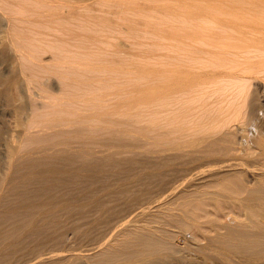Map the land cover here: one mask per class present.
Instances as JSON below:
<instances>
[{"label": "bare ground", "instance_id": "bare-ground-1", "mask_svg": "<svg viewBox=\"0 0 264 264\" xmlns=\"http://www.w3.org/2000/svg\"><path fill=\"white\" fill-rule=\"evenodd\" d=\"M150 8L158 13L146 17L145 11ZM186 19L191 22H187ZM203 20L206 22H201ZM209 24L214 26L213 29L218 27L220 31V27L224 29L223 26H228L234 32L244 33L253 42L244 44L240 53L238 49L240 46L230 44L231 41L228 44L227 41L232 39L230 33L227 39V35L218 30L220 34V37H217L218 42L212 41L209 34L210 37L216 38V36L211 35ZM121 28L122 30L127 28L128 32L130 30L129 35L135 34L134 36L141 35L143 32L150 33L154 36L152 44L156 48L166 46L171 41L178 43L183 41L184 43L179 45H186L184 48L190 49L186 53L187 57L190 56L189 53L196 51L208 53L209 65L226 70V72L223 70L226 74L224 78H227V82L225 79L224 83L230 82L231 86L224 84V89L226 87L228 89H226L227 92L233 87L232 78L240 82L238 85V90L241 89L240 95L239 92L237 94L241 97L239 101L242 100V104L248 103L245 98L248 99L249 95H253L248 94L249 91H247L251 80L258 78V81H262L259 78H264V0H0V221L13 224L22 222L24 226L21 232L18 230L16 238H10L12 240L9 242L7 239V241L1 240L0 264H16L17 262L13 263L18 256V254L14 256V253L18 252L15 250L16 242L24 240V236L30 239H33L35 235L42 236L44 232L42 229L52 225L47 222L46 217L50 214L52 216L55 208L60 206L56 207L48 202L50 198L46 200L44 198L51 197L54 191H52L54 185L50 184L53 180H50L51 177H48L51 182L47 183L49 182L48 173L59 172L60 174L65 171V175H68L67 171L69 175L76 177L88 171L92 172L94 169L98 172L101 169L103 171L104 167H108L107 165L117 170L123 156L120 160L117 159L118 165L117 161L115 162V154L118 152L120 155L123 149H127L129 154L124 152L125 154L121 155L144 161L139 171L132 169L127 173L128 170H124L127 174L124 176L143 180L147 178L146 180L149 179V181L152 179L157 184V191L155 189L154 194L152 192L143 198L145 201L143 200L140 205L137 204L138 206H128V202L122 200V204L123 202L126 203L125 206L128 204L125 209H123L124 205L123 208L120 205L122 210H117L119 203L113 204L119 197H114L117 200L112 198L114 202L110 199L113 203L109 200L111 204H108L118 208L113 213L114 217L107 219V222L103 223L104 226H98L97 236L92 235L97 238L94 240L95 243L97 241L96 244L92 242L93 240L85 241L84 239V243L89 241L94 244L91 246L86 243L91 248L86 246L88 249L80 250L81 247H77L80 251H76L74 248L76 246L72 245L74 247L69 246L71 251L66 248V252L64 250L65 253H62L63 251L60 252L58 249V252L54 254L55 245L54 247L52 245L53 254L47 251L49 252L47 255L48 253L44 251L41 254H46L45 257H42L40 253L41 257H39L36 253L34 256L37 255L38 258L35 261L36 256H31L33 258L29 257L30 259L28 256V259L23 256L27 259L25 264H192L193 262V264H264V121L259 120L261 122L258 123L259 127L257 124L255 126L251 120V114H248L251 117H247L248 119L243 116L246 113H242V108L244 110L246 108L244 105L242 107L241 103L239 108L236 107L239 110L235 113L229 111L232 116L228 117L227 110L226 114L223 111V105L209 107L216 104L213 101L215 98H212L215 104L208 98L211 102L210 104L208 101L209 108H201L200 105L199 110L192 109V101L196 102L197 97L189 96L187 93L196 91L198 88H209L210 86L207 85L215 78V76L212 77L215 69H211V66L201 61L198 62V57L194 55L191 56L196 58L197 65L192 62V67L169 66L170 64L167 66V63L163 62L166 65L164 67L163 63L158 61L159 64H156L162 63L160 65L162 67L144 66L142 68L145 80L136 79L137 82L126 87L125 78L122 80L120 78L121 83L119 80L118 82L121 86L125 84L124 88L118 83V85L114 84L115 81H113L111 90L114 91L117 85L120 90L126 89L129 93L126 94L125 90H121L124 95L122 97L119 90L122 98H117L119 93L117 89L115 90L117 94L114 93L115 91L110 93L111 90L106 91L110 94L105 91L99 92L102 86L99 84L101 82L97 81L110 82V80L101 79L103 76L112 79L108 76L110 73H115L113 78L119 73L128 74L129 69L123 67L124 64L137 65L134 62L136 59L148 58L144 50L134 53V55L137 54L134 56L136 58H132L133 51H131L129 53L132 62L127 63L131 59L127 60L130 56L127 57V52L125 54L124 51L131 49H126V43L125 45L124 41L121 43L120 38L119 42L109 44V46L114 45L115 51L105 50L108 47L105 48L103 43H100L104 41L103 36L100 35L102 30L117 33L119 32L117 30ZM230 28L226 27L231 31ZM197 39L199 41H196ZM98 44L103 48H99ZM113 47L109 50H114ZM237 53L241 55H236ZM235 56L237 59L243 56L244 59L240 57L241 61L244 60L243 63L237 62ZM190 58L183 60L188 62ZM125 59L126 62H124ZM109 61H118L120 65H117L118 62L113 66L106 65ZM227 61L229 68H225ZM97 62L100 63L98 66ZM102 63L105 65L99 66ZM237 63L241 64L240 70L236 69ZM195 65L196 67H193ZM155 71H158V74L153 75ZM229 77L230 80H228ZM212 84L215 86V83ZM91 87H98V92L90 90ZM201 89L198 91L203 94ZM206 89L203 91L206 92ZM210 89L212 90V86ZM211 90L204 95L200 92L199 94L205 98L208 94L210 97L209 93L213 95L216 92L215 89H213L214 93ZM255 94L254 102L259 96V93ZM182 96H186L184 98L187 100L184 105L185 111L181 105L184 104ZM251 100L253 99L250 98ZM239 101H236L237 106ZM186 103L191 107L187 108ZM232 104L234 107L233 102ZM180 106L182 108L179 111L177 109ZM257 107L260 108V105ZM151 110L155 111V114L164 111L166 116L163 112L161 115L159 112L158 115L151 116L152 113L154 114ZM171 112L174 114L171 115ZM167 114L171 116L170 119ZM202 118L208 121H205L207 125L200 124ZM234 120L244 123L239 129L241 130L239 142L242 147L236 145V148L242 150L239 149L238 153L243 154L242 158L234 155L238 150L234 146V131L236 132L238 127L236 126L237 130H231V127L237 123V121L234 123ZM231 121L234 124H230ZM229 124L233 126L230 127ZM119 155L116 154L117 158ZM211 156L212 158L215 156L216 161L221 158L222 164H212L209 168H202L204 170L199 169L200 166H195L198 164L196 161L202 162L209 159L211 162ZM132 161L134 162V160L130 162ZM192 164L193 169L186 168ZM111 168L110 172H114ZM124 168L126 169V166ZM232 170L239 173H235L236 171L235 174L227 173ZM204 172L207 173L204 174ZM168 174H174V176L177 174L179 177L171 179ZM75 177H71L72 180L76 179ZM40 178L47 182L45 184L43 182L41 192L36 191V194L39 193L37 195H41L50 206L46 208L41 206V209L30 211V205H28V211L21 210L24 204L21 206L16 203V198L13 201L11 193L13 190L18 191L23 185L27 187L30 184L28 188H34L32 186L36 185L33 184L38 185ZM117 178L118 176L115 180ZM98 179L102 180L100 176ZM82 182L84 183V180ZM104 182L101 181L103 185H105ZM210 183L213 186H209ZM205 184L208 186L205 187ZM182 185L185 187L182 188ZM152 187H155L154 184ZM35 188L37 190V186ZM31 191L30 194H32ZM103 192L105 194V191ZM60 193L57 196L62 199L60 195L63 194ZM54 199L57 200L56 196ZM28 200L29 198L26 201ZM65 200V198L62 199V202ZM124 200H128V197ZM34 202H32L33 205ZM62 202L57 201L55 204ZM63 203L64 205L61 204V206H64L65 210L73 207L70 202ZM136 203L137 201L135 205ZM113 205L110 208H113ZM108 212L112 215L110 211ZM37 219H41L42 222L38 224ZM46 222L50 226H43ZM76 224L72 223L73 226H78V223ZM14 227L17 228V225ZM72 229L70 228L71 231ZM74 231L75 229L72 232L76 234ZM48 232L50 231L45 233L48 234ZM55 232L57 233V229ZM87 233L82 231L84 237ZM72 236L74 238V234ZM81 237L80 239L84 238ZM63 241L62 243L66 245V241ZM81 241L83 242V239ZM60 244L58 248L64 249ZM18 250L21 249L18 248Z\"/></svg>", "mask_w": 264, "mask_h": 264}, {"label": "rangeland", "instance_id": "rangeland-1", "mask_svg": "<svg viewBox=\"0 0 264 264\" xmlns=\"http://www.w3.org/2000/svg\"><path fill=\"white\" fill-rule=\"evenodd\" d=\"M158 13V11H155L153 8H150V9H146V11H145V14H146V17H149V16H151L152 14H157ZM182 19H184V18H182ZM181 19V20H182ZM185 20V19H184ZM187 20V19H186ZM202 20V19H201ZM187 22H191V21H189V20H187ZM201 22H206V21H201ZM202 24H204V23H202ZM209 25H211V24H209ZM213 27L214 26H210V29H209V31L211 32V35H215L216 36V38H214V37H210V34H209V38L212 40V41H217L218 42V40L219 39H217V37H220V34L218 33L220 30H219V28L217 27V28H215V29H213ZM227 28H230V27H228V26H226ZM226 27L225 26H223V28L224 29H226ZM213 30H212V29ZM220 29H221V31L222 32H224L226 35H227V39L229 38V36L228 35H230L231 34V38L232 39H230V40H228L227 42H228V44H229V42H230V44L232 43V44H234V45H237V47H239L240 46V48H238V49H240V53H242L241 52V49L244 47V44L246 45V44H249V43H252L253 42V40L251 39V38H249L247 35H245L244 33H240V32H238V31H236V32H234V30L232 29V28H230L231 29V31L229 30V29H226V31H227V33H226V31H224V29H222L221 27H220ZM121 30V31H120ZM212 30V31H211ZM219 30V31H218ZM228 30L230 31V32H228ZM106 32H104L103 30H102V34H100L101 35V37L102 38H104V41L102 40L100 43H103V46L106 48V47H108V49H105V50H108V51H115L116 50V48L115 47H113V46H109V44H115L114 42H121L122 43V41H124V45H125V43H126V45L128 46H126L125 45V47H126V49L127 48H129V49H131V50H127V51H124L125 52V54H126V52H127V57L128 56H130V53H131V51H133V53H131V54H133L132 55V58H136V57H134V56H136V55H134V53H139L140 52V50L142 51V50H144V52H145V54L148 56V58H146L145 60L144 59H136L134 62H135V64H137V65H129V66H131L130 68H129V66H126L125 64H124V66L123 67H126L127 69H129L128 70V74H124V73H122L123 75H121V73H119V75L117 76L116 75V77H114L113 78V74H114V76H115V73H110L111 74V76H110V74L108 75L109 77H111L112 79H110V78H108L107 79V77L105 78V76H100V77H102L101 79H106V81L107 80H110V82H103V81H97V82H101V83H99V84H101V86H99V88L101 87V89L103 88V90H101V89H99L98 87H91V89L90 90H94V91H97L98 89L100 90L99 92H103V91H107V90H111L113 87H112V84H113V81H115L114 82V84L116 83H118L119 84V82H118V80L121 78V80L122 79H124V81H122V82H124L125 84H126V87H129V86H131V84L132 83H135V81L137 82V80L136 79H138V80H140V79H142L145 75H143L142 73H143V71H142V68L144 67V66H149L150 68H152V67H162V66H168L169 64V66H176V65H180L181 67H183V68H187V67H189V66H191V63L192 64H196L197 65V60H198V62L199 61H201L203 64H207V65H209L208 63H207V61H208V57L207 56H209V54L208 53H206V52H201V51H196V52H191V53H189L190 54V56L191 55H194V56H197L198 58H197V60H196V58L194 57V56H191V58H190V56L188 55V57L190 58V60H188V62H187V60H183V59H185V58H187V59H189L188 57H187V55H186V53H188L189 51H190V49L189 48H184L186 45H182L184 42L182 41V42H180L179 41V43H182L181 44V46L184 48V49H182V47L179 45V43L178 42H176V41H171V43H169V44H167L166 46H167V48H165L166 46L165 45H163V46H160V48H156V47H154L153 46V44H152V42H153V39H154V36H152L150 33H147V32H143V33H141V35H137L136 34V36H134L135 34H132V35H129L130 33V30H129V32H128V30H127V28H123V30H122V28L121 29H119V30H117V31H119V32H117V33H112V32H107V30H105ZM218 31V32H217ZM220 31V33H222ZM99 32V31H98ZM97 32V33H98ZM116 32V31H115ZM209 33V32H208ZM212 33H215V34H212ZM230 33V34H229ZM235 33H237V34H235ZM98 34V35H99ZM216 34H219L218 36L216 35ZM235 35V36H234ZM130 36V37H129ZM133 36V37H132ZM233 36V37H232ZM246 38H245V37ZM237 37V38H236ZM119 38H120V40H119ZM122 38H124V40L122 39ZM207 38V37H206ZM236 38V39H235ZM249 38V39H248ZM122 39V40H121ZM200 39V38H199ZM244 39H246V40H244ZM119 40V41H118ZM247 40H249V41H247ZM196 41H199L198 39L196 40ZM195 41V42H196ZM163 42V41H162ZM166 42H169V41H166ZM249 42V43H248ZM241 43V44H240ZM108 44V46H106ZM239 44V45H238ZM98 45H100V44H98ZM197 45V44H196ZM103 46H98L99 48H103ZM98 47H97V51H98ZM111 47H113L112 49H114V50H109V49H111ZM125 47L124 48H122V51H123V49H125ZM180 48L182 49V50H180ZM134 49V50H133ZM186 49H188V50H186ZM237 49V50H238ZM184 51H186V52H184ZM188 51V52H187ZM239 51V50H238ZM130 52V53H129ZM237 52V51H236ZM205 54H206V57L204 58V56H205ZM208 54V55H207ZM199 55V56H198ZM236 55H241V54H239V53H237ZM236 57V56H235ZM240 57H241V59H244L243 58V56H239V58L238 59H240ZM181 58V59H180ZM129 59H131V56H130V58H127V60H129ZM200 59V60H199ZM237 59V57H236V60H237V62H239V63H243V61L244 60H242L241 61V59H240V61ZM101 60H99V62H100ZM140 61H143V62H140ZM158 61L160 62H166L167 64L165 65L164 63H163V65L162 66H160L162 63H160V65H158L159 63H158ZM177 61V62H176ZM103 62V61H102ZM105 62V61H104ZM118 61H113V62H110L109 61V63L108 64H106V65H110V64H112L111 66H113V65H116V63H117ZM124 62H126V59H125V61ZM131 62H132V59L129 61V62H127V63H130L131 64ZM190 62V63H189ZM201 62L199 63V64H201ZM101 63V62H100ZM100 63H98L97 62V66H98V64H100ZM142 63H144V64H142ZM156 63H158V64H156ZM189 63V64H188ZM103 64L105 65V63H102V65H99V66H103ZM117 65H120V63L118 62V64ZM189 65V66H188ZM196 65L195 66H193V67H196ZM207 65H203V66H207ZM228 65H229V63H228V61H227V63H226V67L225 68H229L228 67ZM198 66H200V65H198ZM211 65H209V67H210ZM192 67V66H191ZM208 67V68H209ZM215 66H211L210 68L212 69H215V74L212 76L213 78H214V76H215V80L213 81V80H211V82L212 83H215V86L211 83H209L207 86H210L209 88H203V89H201V88H198L196 91L194 90V91H192V92H190L189 94L187 93V95H189V96H194L195 98L197 97V100H198V102H197V100H196V102H197V104H196V102L195 101H192V109H194V110H199V108H200V105H201V108L202 107H207V108H209V107H218V106H221L222 107V105H223V108H224V112H225V114H226V110H227V114H228V117L229 116H232V113H230V112H232L233 111V113H235V111H237V110H239L238 108H239V105H240V103L242 104V100H240L239 101V99H241V97L239 96L240 95V90H238V85H240V82L239 81H237V79H234L233 80V78L231 79L230 77L228 78V80H232V81H234L233 83L234 84H232V88H229V87H231L230 86V82H228V83H224L225 81V79H226V82H227V78H224L225 76H226V74H225V72H226V70L224 69V68H214ZM209 68V69H210ZM240 68H242L241 67V64L239 65L238 63H237V65H236V69L238 70H240ZM223 70L225 71V72H223ZM229 70V69H228ZM224 73V74H223ZM116 74H118V73H116ZM153 75L154 74H158V71H155L154 73H152ZM217 76V77H216ZM228 77V76H227ZM235 78V77H234ZM127 79V80H126ZM144 80H145V78H143ZM142 79V80H143ZM260 80L262 79V81H258V78L257 79H252L251 80V83H250V85H249V87H248V90L247 91H249L248 92V94L250 93H252L253 95H249L248 96V99H246L245 98V100H247L248 101V103H246L245 101V103L244 104H242V107H243V105H244V107L246 108L245 110H246V112H245V110H244V108H242L243 109V111H242V113L243 114H245V115H243L244 117L246 116V118L247 117H249L248 116V114H251V117H249V118H251V120H253L252 122L254 123V125L255 126H257L258 125V123L260 124L262 121H264V119H262V118H264V114H262V113H264V109H262V108H264V96H262V94H264V93H262V92H264V78H259ZM97 80H99V77H97ZM121 80H119L120 81V83H121ZM132 80H134L133 82H132ZM141 80V81H142ZM256 80H257V83H256ZM105 81V80H104ZM112 81V82H111ZM231 81V82H232ZM144 82V81H143ZM104 85H103V84ZM98 84V85H99ZM117 84V85H118ZM124 84V85H125ZM224 84L226 85V86H229L228 88H229V91L227 92L226 91V89H227V87H226V89H224L225 88V86H224ZM97 85V86H98ZM117 85H115L116 86V88H114L115 90L117 89V91H119L120 90V88L119 87H117ZM120 86H121V84H119ZM123 84H122V88H124L125 86H124ZM114 86V85H113ZM124 86V87H123ZM206 86V87H207ZM211 86H212V90L210 89L211 88ZM213 86L215 87V88H213ZM205 87V86H204ZM98 88V89H97ZM119 88V89H118ZM121 88V90L123 91V90H125V93L127 94L128 92H126V89H122ZM218 90H217V89ZM261 88V89H260ZM201 89V91L203 92V94L200 92V91H198V90H200ZM204 89H206V92L208 93V91L209 90H211L212 92L213 91H215L216 90V92L213 94V95H210V93H209V96L211 97H208V94H206V98H205V96H202V95H204L206 92H204L203 90ZM209 89V90H208ZM213 89H215V90H213ZM114 90V91H115ZM120 90V91H121ZM228 90V89H227ZM251 90V91H250ZM256 90V91H255ZM262 92H261V91ZM113 90H111L110 91V93H113L112 92ZM117 91H115L114 93H116ZM120 91H119V93H118V95H117V98L119 97H121L120 96V94L122 93V97H124V95H123V92L121 91V93H120ZM198 91V92H197ZM98 92V91H97ZM108 92V91H107ZM106 92V93H107ZM196 92V93H195ZM199 92L202 94H199ZM210 92V91H209ZM237 92H239V95L237 94ZM253 92H257V94L259 93V96H258V99H256V102H254V97H255V93H253ZM110 93H107V94H110ZM116 93V94H117ZM124 93V94H125ZM132 93V92H131ZM130 93V94H131ZM216 93H217V95H216ZM218 93H219V96H218ZM116 94H114L115 96H116ZM129 94V93H128ZM191 94V95H190ZM228 94H230V96L228 95ZM235 94H237V95H235ZM255 94V95H254ZM110 96V95H109ZM218 96V97H217ZM227 96V97H226ZM239 98H238V97ZM256 96V97H257ZM112 97V96H111ZM121 97V98H122ZM184 97H186V96H182V101L184 102V104H181L182 105V107H184L183 109H184V111H185V101L187 102V100H186V98H184ZM237 97V98H236ZM247 97V96H246ZM116 98V97H115ZM212 101L214 98H215V100H213V101H215V105H211V106H209L210 104H211V102H210V100ZM213 98V99H212ZM216 98H218L217 99V102H218V104H217V102H216ZM227 98V99H226ZM250 98H252L253 100H251L252 101V103H250L251 101H250ZM260 98V99H259ZM226 100H227V103H226ZM235 100V101H234ZM239 101V104H238V102H237V104H238V106L236 105V101ZM208 101L210 102V104L208 103ZM230 101H232L233 103H234V107H232L233 106V104H232V102H230ZM250 101V102H249ZM258 101V102H257ZM261 101V102H260ZM212 103V104H213ZM209 104V105H208ZM248 104H253L252 106L251 105H248ZM257 104H259L260 105V108L259 107H257V106H259V105H257ZM186 105L188 106V104L186 103ZM196 105H197V107H196ZM247 107H246V106ZM209 106V107H208ZM241 106V105H240ZM262 106V107H261ZM181 106L180 107H178V109L177 110H181V108H182ZM191 106H188L187 108H190ZM232 107V108H231ZM236 107H238L237 109H236ZM180 108V109H179ZM196 108H198V109H196ZM252 109V110H251ZM258 109V110H257ZM153 110H157V109H153ZM251 110V111H250ZM260 110V111H259ZM230 111V112H229ZM249 111V112H248ZM150 112V111H149ZM151 112H154V114H155V111H152L151 110ZM150 112V113H151ZM160 112V111H159ZM159 112H156L157 114H151V116H156V115H158L159 114ZM161 112H163L164 113V111H161ZM161 112H160V115H161ZM229 112V113H228ZM251 112V113H250ZM259 112V113H258ZM150 113H149V115H150ZM172 113V112H171ZM166 113H164V115H165ZM174 113H172L171 115H173ZM210 114V113H209ZM208 114V115H209ZM163 116V115H162ZM166 116V115H165ZM167 116L169 117L168 119H170V115L169 114H167ZM164 117V116H163ZM205 117V116H204ZM245 118V119H246ZM261 118V119H260ZM244 119V120H245ZM248 119V118H247ZM202 120V123H200L202 126H204V123L207 125L208 123H206V122H208V121H206V119H204V118H202L201 119ZM259 120L261 121V122H259ZM170 121V120H169ZM169 121H168V123H169ZM206 121V122H205ZM217 121V120H216ZM215 121V122H216ZM237 121V120H236ZM235 120L233 121L234 123L236 122ZM170 122H172V121H170ZM201 122V121H200ZM213 122V121H212ZM211 122V123H212ZM214 122V123H215ZM232 121L230 122V124L232 123V124H234ZM256 122V123H255ZM229 124V126L231 127V126H233V125H230ZM242 124H244V123H242V122H240V121H237V123H235L234 124V126L233 127H231L230 129L232 130V131H234V129H236L237 127V131L239 132L238 134H237V131L235 132L234 131V134H235V137H234V146H235V149L237 150L238 148H236V145L238 144V146L241 148L242 147V145H241V142H239L240 141V137H241V130L239 131V129L240 128H242L243 127V125ZM257 124V125H256ZM205 125V126H206ZM237 126V127H236ZM235 127V128H234ZM258 127H259V125H258ZM237 135H239V137L237 136ZM235 142H236V144H235ZM239 143H240V145H239ZM239 148V149H240ZM239 149L236 151V150H234V152H235V156H237V157H239V158H242L243 157V154L240 152V154H238L239 153ZM240 151H242L241 149H240ZM120 152V151H119ZM124 152H128L127 154H129V151H127V149H123V152H121V154L123 153V154H125ZM117 155H119V153L117 152L116 153ZM116 154H115V158H116V160H115V162L119 165V163H120V165H119V167H118V169L117 170H113V168H111V167H109V165H107L108 167H104L103 168V171H102V169L101 170H99V172L97 171V169H94V171H92V172H90V171H88V172H85V174L82 176H79V175H77L78 176V178H77V176L75 177V176H72V175H69V172H67L66 171V173H68V175L66 174L65 175V171H63V173L61 172L60 174L61 175H64V176H61L60 174H59V172L58 173H52L53 174V177H52V174H51V176H50V174L48 173V175L49 176H47V178L49 177H51L50 178V180H52V183H50L51 181H49V178H48V181L49 182H47L46 180H42V178H40L39 180H38V185L36 184V183H34L33 185H36L37 186V190H36V186H32V187H34V188H32V189H30V188H28V187H30L31 185L29 184V186L27 185V187L25 186V185H23V186H21L19 189H18V191H20V192H18L17 190L16 191H14L13 190V192L11 193V198H13L12 200L13 201H15L16 199L18 200L19 198V200L21 201H15L16 203H18L19 205H21L22 206V204H24V206H22V209L21 210H23V211H28L29 209H30V211H33V209L34 210H37V209H41L42 207H48V206H50V204L52 203V205L54 204L56 207L59 205L60 207H58V208H55V210H54V212H53V214H52V216H51V214H50V216L49 217H46V219L48 220H46L48 223H50V224H52L51 226H50V224L49 225H47L48 223L46 222V224H44L43 226H50V227H43V228H45V229H42V231H44V232H42V236H41V234L38 236H33V239H34V241H33V239H30V237H26V236H24V240H22V238H21V240L23 241H17L16 242V251H18L17 253L15 252L14 254V256H16V254H18V256H16V261H15V259H14V261L15 262H13V263H16V264H25L26 263V260L29 258V257H31V256H33V257H35V259H34V261L36 260V258H38V256L37 255H39V253L41 254V253H43L44 251H45V253H48L47 255H49V252L51 253V254H53L54 252V254H56V252H58L57 250L59 249L60 250V252L61 251H63L62 253H65L66 252V248L68 249V250H72V249H70L69 248V246L71 247L72 245H74V246H76V247H74V246H72V247H74L75 248V250L77 251V250H79V248H77V247H81V249L80 250H82L83 248V250H86V246H88L89 244L92 246V244L94 243V244H96L97 243V241H96V243H95V239H97V238H94L93 236H97L96 234H97V231H99V227H101V226H104V224H105V222H107V219L108 220H110L112 217H114V212L116 211L115 209H117L118 208V206H119V208L117 209V210H122L121 208H123L124 206H125V204L128 202V206H138V205H140L141 204V202H143V198H146L147 196H149L150 194H152V192H153V194H154V190L156 189V191H157V184H156V182L155 181H153L152 179H150V181H152V183L149 181V179L148 180H146L147 178H144V180L142 179V178H139V179H132L131 177H125L127 174H126V172L124 171V170H128L127 171V173H129L132 169H133V171L134 170H137V171H139L141 168H142V165L144 164V161L142 162L141 160L140 161H138L137 160V158H132V159H130L129 158V156H125V155H119L118 157L119 158H117V156H116ZM238 154V155H237ZM130 155H131V153H130ZM240 155V156H239ZM121 156H123V157H121ZM120 157L121 158H123V160L120 162L119 160H120ZM130 157H132V155L130 156ZM214 158H215V156H214ZM214 158H212V156L210 157V159H211V162H210V160L209 159H207L208 160V162H207V160H203L202 162L201 161H196L198 164H196V162H195V166L196 167H198V166H200L199 167V169L201 168V170H204V169H202V168H204V167H208L209 168V166H211L212 164H215V165H217L216 163H221L222 164V162H221V158H218L217 160L218 161H216V158L214 159ZM117 159H119V160H117ZM131 161V160H134V162L132 161V162H130L129 160ZM136 159V160H135ZM213 160V161H212ZM118 161H119V163H118ZM215 161V162H214ZM128 162V163H127ZM138 164H137V163ZM141 162V164H139ZM201 162V163H200ZM207 162V163H206ZM214 162V163H213ZM122 163H123V165H122ZM134 164V166H132V164ZM206 163V164H205ZM116 164V165H117ZM117 165V166H118ZM128 165V166H127ZM139 166V167H137V166ZM205 165V166H204ZM126 166V169L124 168ZM120 167H121V169H123V171L120 169ZM137 167V168H136ZM189 167H192V169H193V164L191 165V166H187L186 168H189ZM111 168V171L113 170L114 172H110V169ZM135 168V169H134ZM139 168V169H138ZM189 169H191V168H189ZM188 169V170H189ZM121 170V171H120ZM197 170H198V168H197ZM205 170H206V168H205ZM105 171V172H104ZM116 171H117V174H116ZM120 171V172H119ZM236 171V170H235ZM233 171L232 170V172L231 171H229V172H227V173H233V174H235V173H239L238 171ZM94 172V173H93ZM119 172V173H118ZM208 172V171H207ZM207 172H204V174L205 173H207ZM235 172V173H234ZM87 173V174H86ZM89 173V174H88ZM91 173V174H90ZM101 173V174H100ZM107 173V174H106ZM58 174H59V176H58ZM106 174V175H105ZM110 174V175H109ZM111 174H113V175H111ZM114 174H115V177H114ZM177 174H179V173H177ZM175 175L174 176V174H168V176H170V178L171 179H174L176 176H177V178L179 177L178 175ZM47 175V174H46ZM98 175V176H97ZM122 175V176H121ZM125 175V176H124ZM173 175V176H172ZM91 176H92V178H91ZM99 176H100V179H102L101 181L102 182H104V184L106 185H103V183H101V181H99ZM107 176V177H106ZM110 176V177H109ZM118 176V180L116 179L115 180V178ZM71 177H75L76 179H73L72 180V178ZM83 177V178H82ZM101 177H103V178H101ZM166 177H167V175H166ZM45 178H46V176H45ZM70 180H68V179ZM80 178V179H79ZM122 178V179H121ZM124 178V179H123ZM126 178V179H125ZM176 178V179H177ZM58 179V180H57ZM63 179V180H62ZM67 179V180H66ZM81 179H82V181L84 180V183L81 181ZM95 179H97L96 180V182L94 181ZM105 179H107V181L105 180ZM112 179V180H111ZM55 180V181H54ZM104 180V181H103ZM113 180H115V181H113ZM54 181V182H53ZM72 181V182H71ZM91 181H93V182H95V185L93 186L92 184H94L93 182L91 183ZM113 181V182H112ZM120 181V182H119ZM147 181V182H146ZM35 182H37V181H35ZM43 182H44V184L47 182V183H50V184H53L54 186H52L53 188H52V191H53V194L52 195H50L51 197H49V196H45L44 198H45V200L47 199V198H50L49 200H51V202L48 200V202L50 203V204H48L45 200H43V197L41 196V195H39V196H41V197H39L37 194H39L40 192H41V190H42V186L44 185L43 184ZM62 182V183H61ZM76 182V183H75ZM106 182H108V183H106ZM113 184H112V183ZM129 182V183H128ZM146 182V183H145ZM148 182H150V183H148ZM59 183V184H58ZM73 183V184H72ZM76 186H75V185ZM82 184V185H81ZM89 184V185H88ZM98 184V186H96ZM100 184H102V185H100ZM109 184V185H108ZM115 184V185H114ZM129 184V185H128ZM134 184V185H133ZM152 184H154V188L152 187ZM40 185H41V187H40ZM84 185H87V186H84ZM101 187H100V186ZM118 185V186H117ZM131 185V186H130ZM141 185V186H140ZM143 185V186H142ZM145 185H146V189H145ZM185 186H186V184H184ZM184 185H182L181 187L183 188V186ZM206 185L207 184H205V187H206ZM212 185V183H210V185L209 186H211ZM215 185V184H214ZM60 186V187H59ZM89 186V187H88ZM103 186V187H102ZM120 186V187H119ZM122 186V187H121ZM184 186V187H185ZM208 186V185H207ZM213 186V185H212ZM22 187H23V189H22ZM38 187H40V188H38ZM58 187V188H57ZM67 187V188H66ZM85 187V188H84ZM105 187V188H104ZM118 187V188H117ZM132 187V188H131ZM133 187H135L134 189H133ZM60 188V189H59ZM79 188H81V189H79ZM89 188V189H88ZM92 190H91V189ZM99 188V189H98ZM103 188V189H102ZM111 188V189H110ZM151 188H152V190H151ZM31 191V190H33V191H31V193L32 194H30L29 192V190ZM114 189V190H113ZM25 190H27V191H25ZM64 190V191H63ZM100 190V191H99ZM105 191V194H104V192L103 191ZM23 191V192H22ZM36 191L38 192L39 191V193H37L36 194ZM55 191H57L56 193H55ZM59 191V192H58ZM70 193H68V192ZM91 191V192H90ZM128 192V194H127V192ZM130 191V192H129ZM135 191H137V192H135ZM15 192V193H14ZM35 192V193H34ZM61 192V193H60ZM80 192V193H79ZM82 192V193H81ZM95 192V193H94ZM134 192H135V194H134ZM27 193V194H26ZM29 193V194H28ZM34 193V194H33ZM55 193V194H54ZM59 193L60 194H63L62 196L60 195V197L62 198V199H66V200H68L69 202H70V204H72V206L73 207H71V209L69 208V210H68V208H66L67 210H65L63 207L64 206H61V204L62 205H64V203L63 202H65V203H69L68 201H63L62 202V199H60V198H58V196H59ZM64 193H67L66 195H64ZM87 193H89L88 195H87ZM110 193V194H109ZM119 193V194H118ZM123 195H122V194ZM141 193V194H140ZM36 194V195H35ZM76 194V195H75ZM103 194V195H102ZM121 194V196H119ZM124 194H126V195H124ZM130 194V195H129ZM132 194H133V196H135V197H133L132 196ZM147 194V195H146ZM28 195H29V197H28ZM58 195V196H57ZM92 195H93V198L91 199V197H92ZM117 195V196H116ZM127 195H129V196H127ZM144 195H146V196H144ZM19 198H18V197ZM31 196H36V197H34V200H32L33 199V197H32V199H31ZM38 196V197H37ZM56 196V198H57V200L55 201V199H54V197ZM80 196H82V197H80ZM84 196V197H83ZM89 196H90V198H89ZM104 196V197H103ZM122 196H123V198H122ZM128 197V200H124V198L125 197ZM142 196V197H141ZM29 198V200H30V202H31V200H32V202H34L35 200H37V199H35V198H42L41 199V201H40V199L39 200H37L36 202H34V205L32 204V202L30 203V202H28V201H26L28 198ZM117 198V197H121L120 199L119 198H117V199H115V198ZM130 197V198H129ZM133 197V198H132ZM16 198V199H15ZM24 198H26V199H24ZM78 198V199H77ZM81 198H82V200H81ZM107 198H108V200H107ZM117 200V201H115L114 202V200ZM136 200H135V199ZM142 198V199H141ZM15 199V200H14ZM54 199V200H53ZM96 199V200H95ZM110 199H112L113 200V202H112V200H110ZM81 200V201H80ZM94 202H93V201ZM114 204V205H117L118 203H119V205L118 206H114L113 204V206L115 207H113V208H110V207H112V205H109V204H111L110 203V201ZM121 201V204H120V201ZM122 200L123 201H125V202H123L124 204H122ZM133 200V201H132ZM24 201H26V203L24 202ZM43 201V202H42ZM52 201H55V202H52ZM57 201H59V202H62L61 204H55ZM107 201V202H106ZM137 201V203H136V205H135V202ZM145 201V200H144ZM24 202V203H23ZM27 202L29 203V204H27ZM41 202V203H40ZM133 204H132V203ZM36 203V204H35ZM47 204V206H45L46 204ZM85 203V204H84ZM88 203V204H87ZM100 203V204H99ZM104 204V206H103V204ZM109 203V204H108ZM26 204V205H25ZM98 204V205H97ZM106 204V205H105ZM138 204V205H137ZM28 205H30L29 207H28ZM31 205H33V206H31ZM39 205V206H38ZM81 205H83L82 206V208H81ZM100 205H102V206H100ZM109 205V206H108ZM120 205H121V208H120ZM124 205V206H123ZM126 205V206H127ZM42 206V207H41ZM98 206V207H97ZM99 206H100V208H99ZM107 206V207H106ZM126 206L123 208V209H125L126 208ZM127 206V207H128ZM25 207V208H24ZM89 207V208H88ZM97 207V208H96ZM107 209H105V208ZM29 208V209H28ZM32 208V209H31ZM60 208V209H59ZM61 208H62V210H64V211H62L61 210ZM75 210H73V209ZM110 208V209H109ZM25 209V210H24ZM27 209V210H26ZM101 211H100V210ZM113 209V210H112ZM60 210V211H59ZM70 210H72V211H70ZM84 210V211H83ZM94 210V211H93ZM111 210H112V212H111ZM127 210V209H126ZM99 211V212H98ZM107 211V212H106ZM108 211H110L111 212V214L113 215H110V213L108 212ZM102 212V213H101ZM123 212V211H122ZM60 213V214H59ZM74 213V214H73ZM64 215V216H63ZM77 216V217H76ZM107 216H109L108 218H107ZM111 216V217H110ZM52 217V218H51ZM80 217V218H79ZM85 217V218H84ZM90 219H89V218ZM60 218V219H59ZM61 218H62V220H61ZM68 218V219H67ZM70 218V219H69ZM75 218V219H74ZM110 218V219H109ZM2 219V218H1ZM42 219V218H41ZM39 220V219H37L38 221H35L36 223L38 222V224H40L41 222H42V220ZM59 219V220H58ZM95 219V220H94ZM55 220V221H54ZM65 220H67V221H65ZM74 222H73V221ZM77 220H78V222H77ZM79 220H80V222H79ZM105 220V221H104ZM2 222H4L3 220H1ZM0 221V242H1V240H8V242L9 241H11L12 239H14V238H16V235L18 234V230H19V232H21L22 230H23V228H24V226H23V224H21L22 222H20V223H18V224H16V223H6L7 221H5V223H2ZM34 222V223H35ZM53 222V223H52ZM58 222H60V223H58ZM65 222V223H64ZM69 222H71V223H69ZM1 223H2V225H1ZM35 223V224H36ZM72 223H73V225H77L76 223H78V226H73L72 225ZM104 223V224H103ZM4 224V225H3ZM10 224V225H9ZM16 226L17 225V228H15L14 226ZM22 225L21 226V228H20V225ZM37 224V225H38ZM56 224V225H55ZM60 224V225H59ZM66 224V225H65ZM70 224V225H69ZM85 224V225H84ZM96 224H97V226H96ZM7 225V226H6ZM54 225V226H53ZM65 225V226H64ZM83 225V226H82ZM64 226V227H63ZM91 226V227H90ZM99 226V227H98ZM9 227V228H8ZM58 227H59V229H58ZM72 227L74 228V227H78L77 229H78V231H77V229L76 228H74L75 229V231L74 232H76V234L75 233H73L72 231L74 230V229H72ZM90 227V228H89ZM97 227H98V229H97ZM19 228V229H18ZM48 228H50V229H48ZM52 228V229H51ZM54 228V229H53ZM69 228V229H68ZM70 228L72 229V231L70 230ZM82 228V229H81ZM93 228V229H92ZM2 229V230H1ZM47 229V230H46ZM56 229H57V233L55 232L56 231ZM61 229V230H60ZM96 229V230H95ZM8 230V231H7ZM46 230V231H45ZM91 232H90V231ZM47 231H50V232H48V234L47 233H45V232H47ZM69 231V232H68ZM71 231V232H70ZM82 231H83V233L85 232V233H87V234H85L86 236L84 237L83 235H82ZM95 233H94V232ZM5 232H6V235H5ZM9 232H11V233H9ZM55 232V233H54ZM62 232V233H61ZM9 233V234H8ZM43 233H45L44 235H43ZM74 234V238H73V236L71 237V235L72 234ZM91 233V234H90ZM53 234V235H52ZM58 234V235H57ZM59 234H63V235H59ZM64 234H65V237H64ZM4 237H3V236ZM11 235V236H10ZM81 235H82V237H84V238H82L81 237ZM93 235V236H92ZM6 236H8V237H6ZM55 238H54V237ZM57 236V237H56ZM70 236V237H69ZM90 236V237H89ZM91 236H92V238H91ZM50 237H51V239H50ZM60 237V238H59ZM66 237H67V239H66ZM76 237V238H75ZM80 237L83 239V242L81 241L82 239H80ZM9 238V239H8ZM10 238H12V239H10ZM38 238V239H37ZM44 238H46V239H44ZM60 239V241H59V239ZM91 238V239H90ZM37 239V240H36ZM57 239V240H56ZM61 239H62V241L63 240H65V241H63V242H65V244L66 245H64L63 243H62V241H61ZM74 239H76V240H74ZM79 239H80V241L82 242H80L79 241ZM84 239H85V241L86 240H88L89 239V241L91 240H93L92 242H85L84 243ZM6 240V241H7ZM31 240V242H29ZM40 240V241H39ZM50 242H49V241ZM70 240H72L71 242H68V241H70ZM73 240H74V242H73ZM6 241H4V242H6ZM36 241V242H35ZM46 241V242H45ZM25 242V243H24ZM45 242V243H44ZM48 242V243H47ZM52 242V243H51ZM55 242V243H54ZM58 242V243H57ZM27 243V244H26ZM29 243V244H28ZM33 243V244H32ZM41 243V245H39ZM49 243H50V245H49ZM54 243V244H53ZM59 243H61L60 244V246L62 247V248H64V249H60V247L58 248V245H59ZM68 243H70V244H68ZM75 243H76V245H75ZM78 243V244H77ZM79 243H80V245H79ZM84 243V244H83ZM86 243H89V244H87L86 245ZM31 244V245H30ZM38 244V246H36ZM81 244H83V246H81ZM93 244V245H94ZM34 245V246H33ZM45 245V246H44ZM46 245H47V248H46ZM53 245V246H52ZM54 245H55V250H53L52 249V247H54ZM56 245H57V247H56ZM64 245V246H63ZM79 245V246H78ZM19 246V247H18ZM35 247L34 249H33V247ZM49 246V247H48ZM52 246V247H51ZM67 246V247H66ZM85 246V247H84ZM91 246H88V248L90 247L91 248ZM31 247V248H30ZM40 247V248H39ZM18 248L19 249H21V250H18ZM26 248V249H25ZM57 248V249H56ZM73 248V249H74ZM87 248V249H88ZM41 249V250H40ZM48 249V250H47ZM49 249H51V251L49 250ZM22 250H24V251H22ZM29 250V251H28ZM30 250H31V253H30ZM35 250H36V252H35ZM54 252H53V251ZM64 250H65V252H64ZM67 250V251H68ZM75 250H73V251H75ZM79 250V251H80ZM47 251H49V252H47ZM69 251V252H70ZM21 252V253H20ZM26 252V253H25ZM34 252V253H33ZM59 252V253H60ZM36 253H38L37 255H35L34 256V254H36ZM22 255L21 257H22V259H21V257L19 256V255ZM26 254V255H25ZM31 254H33V255H31ZM42 255V257L44 256L45 257V255L46 254H41ZM41 255H39V257H41ZM23 256H25L26 258H27V256H28V258L26 259L25 257H23ZM17 257H20V258H18L17 259ZM33 257H31V258H33ZM25 259V260H24ZM30 259V258H29ZM194 263V262H193ZM192 263V264H193Z\"/></svg>", "mask_w": 264, "mask_h": 264}]
</instances>
